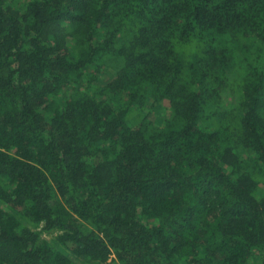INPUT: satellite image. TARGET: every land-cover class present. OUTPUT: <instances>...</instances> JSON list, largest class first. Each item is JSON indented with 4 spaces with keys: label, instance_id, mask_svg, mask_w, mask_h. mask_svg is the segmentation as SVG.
<instances>
[{
    "label": "trees",
    "instance_id": "obj_1",
    "mask_svg": "<svg viewBox=\"0 0 264 264\" xmlns=\"http://www.w3.org/2000/svg\"><path fill=\"white\" fill-rule=\"evenodd\" d=\"M78 260L264 264V0H0V264Z\"/></svg>",
    "mask_w": 264,
    "mask_h": 264
},
{
    "label": "rangeland",
    "instance_id": "obj_2",
    "mask_svg": "<svg viewBox=\"0 0 264 264\" xmlns=\"http://www.w3.org/2000/svg\"><path fill=\"white\" fill-rule=\"evenodd\" d=\"M50 237H51V236H47V238H50ZM78 262H79L80 264H87V263L83 262L82 260H78ZM256 262H258V260H256ZM112 264H116V263L112 262Z\"/></svg>",
    "mask_w": 264,
    "mask_h": 264
}]
</instances>
